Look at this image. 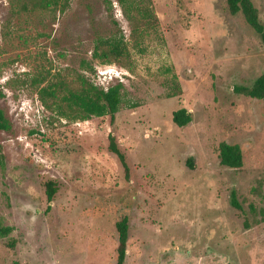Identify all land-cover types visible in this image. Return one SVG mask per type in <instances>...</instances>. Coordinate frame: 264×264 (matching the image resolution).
<instances>
[{
  "label": "rangeland",
  "instance_id": "374dc122",
  "mask_svg": "<svg viewBox=\"0 0 264 264\" xmlns=\"http://www.w3.org/2000/svg\"><path fill=\"white\" fill-rule=\"evenodd\" d=\"M109 1L0 0V109L11 124L0 131V227L10 228L0 264H115L124 217V264H264L263 103L235 92L264 73L259 35L225 0ZM252 3L264 27V0ZM136 5L155 20L144 25ZM119 33L121 56L92 57L98 39ZM94 66L122 77L112 125L40 103L37 92L59 81L101 90ZM180 108L191 115L182 128ZM221 143L240 147V169L219 165Z\"/></svg>",
  "mask_w": 264,
  "mask_h": 264
},
{
  "label": "trees",
  "instance_id": "16d2710c",
  "mask_svg": "<svg viewBox=\"0 0 264 264\" xmlns=\"http://www.w3.org/2000/svg\"><path fill=\"white\" fill-rule=\"evenodd\" d=\"M58 0H44V6H55ZM107 7L111 6L109 0H103ZM122 7L128 0H116ZM253 0H225L227 11L230 16L240 14L244 22L259 35L264 45V27L260 23L258 13L254 7ZM134 0H129V4H133ZM136 5V13L140 20H144L149 24L155 20V17L148 8L139 7ZM127 21L134 26L133 17L125 14ZM137 28H131V36H135ZM100 48H106L108 55L111 58H118L125 52L124 39L121 33L113 35L105 40L98 39L93 47L92 57L98 58V51ZM83 90L76 92L72 91L65 83L59 81L58 85H48L42 87L37 96L40 103L47 110L55 109L62 117L74 116L80 120H88L93 116L100 117L108 114L109 123L112 125L115 119V114L118 111L120 104V90L122 85L117 84L109 87L106 92L96 89L92 85L82 81ZM235 92L242 94L245 97L261 101L263 103L262 116L264 126V73L257 77L250 87H237ZM50 101V102H49ZM68 113V114H67ZM75 114V115H73ZM172 122L178 127L182 128L191 122V115L184 108H180L172 113ZM11 129L9 120L5 117L3 111L0 109V131L8 132ZM1 150V145H0ZM107 150L114 155L122 168L125 178H128L130 167L127 162L126 154L116 144V140L112 134L108 135ZM219 165L229 169H240L242 167V152L239 146L221 143L219 145ZM45 196L47 204L53 200L57 191L53 182L48 181L44 185ZM230 206L241 210L240 205L236 201L235 191L231 190L229 194ZM50 207L48 206L47 209ZM115 229L118 237L117 258L115 264H124L126 256V243L128 239V219L122 218L115 224ZM10 232L9 227H0V237L6 236Z\"/></svg>",
  "mask_w": 264,
  "mask_h": 264
},
{
  "label": "built area",
  "instance_id": "2783aa9c",
  "mask_svg": "<svg viewBox=\"0 0 264 264\" xmlns=\"http://www.w3.org/2000/svg\"><path fill=\"white\" fill-rule=\"evenodd\" d=\"M94 74L93 76L102 84V79L106 81V84L103 85L102 91L106 92L109 87H112L117 84L123 83L122 77L118 74V72L114 71L110 67L104 66H94Z\"/></svg>",
  "mask_w": 264,
  "mask_h": 264
}]
</instances>
